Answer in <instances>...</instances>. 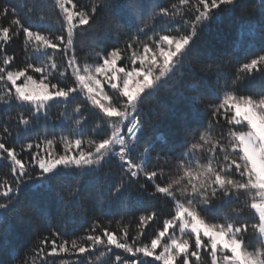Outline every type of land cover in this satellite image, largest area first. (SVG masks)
<instances>
[{
    "label": "snow or ice",
    "instance_id": "obj_1",
    "mask_svg": "<svg viewBox=\"0 0 264 264\" xmlns=\"http://www.w3.org/2000/svg\"><path fill=\"white\" fill-rule=\"evenodd\" d=\"M240 2L175 0L160 6L155 0H90L78 6L73 0H53L60 26L55 35L22 19L23 4L0 5V18L10 17L0 25V111L7 113L0 120V163L7 168L0 179V248L10 232L9 220L58 217L46 225L48 234L35 247L24 249L23 256L15 248L11 255L0 253V264H93L88 257L98 246L109 255L122 250L111 264H264V55L241 63L224 85L203 74L231 64V53L217 51L211 62L196 59L202 55L196 49L199 36L210 32L222 14H234ZM37 7L29 3L27 12ZM44 20L38 14L35 23ZM258 27L264 39V0H259ZM78 33L82 46L99 47L96 63L81 65ZM21 35L26 62L12 67L16 57L7 54L6 45ZM49 50L62 53L66 62L58 64ZM29 72L39 74V81ZM256 74L259 83L253 84ZM173 75L178 76L175 87H169L173 100L165 105L169 130L152 136L157 114L144 113L141 105ZM30 83H38L42 92L30 90ZM253 89L251 95L240 94ZM77 98L80 102L69 113V103ZM212 99L219 103L201 107ZM53 105H63L55 119ZM24 106L27 114L10 113ZM90 113L98 123L85 138L83 125ZM204 113H210V124L203 122ZM237 126L247 130H235ZM101 127L106 134L92 138ZM215 129L220 134L214 137ZM13 137L15 143L26 142L18 149L6 146ZM205 151L202 163L205 157L197 152ZM112 163L119 169L114 180L109 179L111 170L104 171ZM152 163L159 169L149 170ZM172 163L177 178L157 182ZM244 194L251 203L241 200ZM161 200L173 205L174 214L149 243L129 240L127 225L117 234L96 219L91 231L99 234L87 235L84 243L60 239L68 231L61 225H71L77 215L126 214L134 205ZM157 216L155 210L142 212L138 234ZM249 216L258 221L250 224ZM65 255L75 259H63Z\"/></svg>",
    "mask_w": 264,
    "mask_h": 264
},
{
    "label": "trees",
    "instance_id": "obj_2",
    "mask_svg": "<svg viewBox=\"0 0 264 264\" xmlns=\"http://www.w3.org/2000/svg\"><path fill=\"white\" fill-rule=\"evenodd\" d=\"M37 3L38 7L34 9L32 13L27 12V6L29 3ZM74 3H77L78 6L86 5L90 3V0H73ZM156 3H159L160 6H167L170 3L175 2V0H155ZM3 3H8L11 5L20 6L21 4L24 7L20 8V15L23 19L27 17L29 20L34 22V28L43 32H51L53 35L59 34L60 26L56 23L57 20V11L53 8V0H0V5ZM38 14H43L45 20L40 23H35L37 21ZM9 18H0V25H7ZM259 21V0H241L239 6L236 8L234 14H222L218 22L213 25L210 32L203 33L199 36L196 41V49L202 53L196 59L204 62H211L209 57L217 51H224L231 53L233 57V62L229 65L223 66L219 72L211 74H203L205 77L212 81L213 84L224 85L226 82H229L237 72V69L241 63L247 62V60L256 58L259 55H264V39L261 38L260 30L258 27ZM165 34V33H160ZM151 35V33H149ZM81 37L79 33L76 37V55L83 65L84 63L94 64L96 63L95 52L99 51L97 48H89L81 45ZM99 43V42H98ZM106 43V42H105ZM6 51L8 55H14L16 57L15 62L12 67H23L26 62V57L23 50V37L22 35L18 38H14L11 42L6 45ZM49 55L53 56L58 64L65 63L66 61L62 60V53L52 52L49 50ZM191 59V58H187ZM125 64L129 61H125ZM193 65L196 66V61L193 60ZM30 75H34V79L39 81V74H33L29 72ZM245 74H241L243 78ZM178 79V76L173 75L170 79H167V82L164 87H161L156 97L146 98L141 105L142 111L144 113H152L155 111L157 116H154L153 119H156V126L152 136L157 132L167 133L170 126V115L165 107L166 104H170L173 100V94L169 91V87H175L174 81ZM22 82V81H21ZM55 82V81H53ZM253 84L259 83V74H256V79L253 80ZM2 90V89H0ZM106 91H109L110 95H113L110 90L107 88ZM220 91H224L223 88ZM255 89L252 91L241 92V95H251ZM80 100L77 98L68 105L69 113L74 107L75 103H79ZM205 103L216 104L219 103L218 100H204L201 102V107ZM63 111V105H53L50 110V115L55 119L58 114ZM23 112L24 114L28 113V107L24 106L22 108L14 107L10 110L12 115ZM7 115L6 112L0 111V120H3ZM210 113L202 114V120L205 124H210ZM98 123L97 118L89 114V119L83 125L85 138H88L89 133L92 131ZM223 124L224 122L221 121ZM196 125L193 124V127ZM11 127L15 129V122H12ZM246 126H237L235 130L245 131ZM100 135L94 136L92 138L99 139L102 138L106 133L103 131V128L98 129ZM110 132V130H108ZM228 128H224L226 133ZM57 135L59 130L57 129ZM220 134V129H215L212 132V135L218 136ZM52 135V126L49 124V138ZM26 140H21L19 143H15V138L12 140L6 141V146L8 147H17L20 146V143H25ZM194 141H190L192 143ZM62 146H57V151H62ZM35 151V149H33ZM198 156L205 157L201 159L200 162H206L207 152L204 153L197 152ZM134 162L139 163L138 158H134ZM149 170L159 169V166L155 163L147 165ZM111 170L110 180H114L119 175V169L115 163L109 164L105 167L104 171ZM7 171V168L3 163H0V179L4 178V173ZM165 175L163 178H158L157 182L167 183L172 179H176L179 175L178 169L175 163H172L169 167L163 169ZM91 179V178H89ZM71 182L70 179L68 181ZM141 182H144L141 179ZM90 193H94V189L89 190ZM66 195H68L66 193ZM248 200V203H251V199L247 197V194H244L241 197V200ZM230 205L229 207H232ZM173 205L164 200L159 202L157 201H144L142 204L134 205L131 210H128L127 213H113L109 215H102L98 212L87 213L85 215H77L74 217L73 223L69 226L61 225L63 230L65 227L68 228V231L60 238L61 241H68L69 245L75 240L77 244L84 243V237L89 234H99V232L91 231L93 228V219H96L102 227L109 228L110 231H113L117 234L120 233V229L125 225L128 226L129 230V240L132 237H138L140 243H149L150 239L155 235L156 231L163 227V220L169 217V214L172 213ZM157 211V219L152 222L146 229L144 234H138L136 227L137 218L142 212ZM55 214L50 215L48 221H44L38 215H33L30 218H26L23 221L9 220L8 227L10 232L8 233L7 240L4 243L3 248H0V253L3 255H11V250L15 248L23 256L24 249L29 247H35L38 240L48 234L47 224H55L57 220ZM258 217L253 219L251 216L248 218V222L256 223ZM251 231V230H250ZM176 235L179 237L180 233L177 229ZM60 242V241H58ZM166 242V241H165ZM252 250V249H249ZM101 253H105L101 255ZM122 250L113 249L112 253L109 255L106 249L103 246H98V249L95 250L89 257L93 264H111L112 259L115 255L121 254ZM127 255V254H124ZM63 259L74 260L75 257L63 256ZM150 260V259H149ZM207 262L208 258L205 257Z\"/></svg>",
    "mask_w": 264,
    "mask_h": 264
},
{
    "label": "rangeland",
    "instance_id": "obj_3",
    "mask_svg": "<svg viewBox=\"0 0 264 264\" xmlns=\"http://www.w3.org/2000/svg\"><path fill=\"white\" fill-rule=\"evenodd\" d=\"M134 86V83L132 81H130V88ZM29 89L32 90V91H35L37 93L39 92H42V89L40 88L39 84L36 83V84H31L29 85ZM247 130V129H246ZM245 130V131H246ZM147 259H152V258H147Z\"/></svg>",
    "mask_w": 264,
    "mask_h": 264
}]
</instances>
